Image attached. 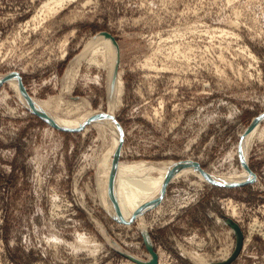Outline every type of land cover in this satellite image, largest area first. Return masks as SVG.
I'll use <instances>...</instances> for the list:
<instances>
[{
    "label": "rangeland",
    "instance_id": "374dc122",
    "mask_svg": "<svg viewBox=\"0 0 264 264\" xmlns=\"http://www.w3.org/2000/svg\"><path fill=\"white\" fill-rule=\"evenodd\" d=\"M47 1L0 0L1 75L16 72L31 98L106 112V71L74 61L91 36L107 31L118 43L124 86L115 112L120 161H186L254 178L216 186L179 176L154 208L118 221L125 218L106 210L96 182L109 135L87 125L57 128L2 83L0 264H139L133 259L149 258L145 230L160 264H198L192 253L220 259L234 246L231 208L244 240L251 236L231 264H264V137L252 141L245 168L236 149L264 114V0H69L43 15ZM147 58L158 69L142 66ZM259 126L256 136L264 121Z\"/></svg>",
    "mask_w": 264,
    "mask_h": 264
},
{
    "label": "bare ground",
    "instance_id": "6f19581e",
    "mask_svg": "<svg viewBox=\"0 0 264 264\" xmlns=\"http://www.w3.org/2000/svg\"><path fill=\"white\" fill-rule=\"evenodd\" d=\"M64 1H69V0H48L41 6L40 10L38 11L41 12V14L43 13V15L44 13L46 14V12H47V15L50 12L52 14V12L54 13L58 8H60L63 5ZM41 16H39V18H42ZM35 17L36 16L34 15L33 18ZM34 20H36V18ZM60 45H59V49H60ZM173 46L176 47L175 45ZM62 49L63 48H61V50ZM63 50L65 51V49ZM149 55L151 56V54ZM59 56L64 58L62 54ZM149 59L150 58H147L146 61L143 62L144 64L142 66L146 68L148 67L149 69L155 68L156 66L154 67L153 64L151 63L153 59L152 60L150 59L151 61H149ZM74 62H75V65H79L82 62H85L90 66H95L100 69H104L106 71V80H105L106 83L105 84L108 89V111L103 112L101 109L86 108L85 106L86 103L83 105L81 103L75 104L73 102H65L63 98L55 97V96L54 98H50L48 100H43V101L37 100L27 95V92L25 91L24 87L22 85L20 87L19 82L13 75L7 76V75L0 74V80L5 79V81L2 80L1 82L6 83L12 88V90L18 97L22 107L25 108V105H27L30 108L49 117L51 120L54 121L56 125L55 127L65 129V130L68 129L70 131V130L78 129L82 125L87 123L86 124L87 127L89 126V127L98 128L97 132H99L102 138L105 135H109L110 137L109 143L107 144L105 151L102 153L100 159L98 160V165H97V170H96L97 171L96 182H97V187L100 192L101 201L104 204V206L107 208L106 210L109 213L125 218L124 221H128V219L130 218L128 216L130 214H135L137 216L136 218H139L143 216V214L141 213L143 209H146L151 204H154V202H156V200L158 199L159 195L163 193L162 190H164V188L166 187V183L168 182V180L170 181V180L176 179L179 176L180 177L181 176L183 177L186 175L189 176V173L191 174V176L192 174L195 175V177L197 176L202 181L204 180L208 181V178H209L214 182H217L219 184H226V185H233L234 183L240 184L242 182L247 183V181L253 180L254 176L251 175L248 171H245V169L241 172L233 171L232 173L229 172V174L227 175H218V174H214V172L208 173L205 170L200 171L196 167H193V166L182 167L180 169L173 170L174 163H160V164L154 163L153 164V163L145 162V161L127 163V162L120 161V158H117L115 160L116 155H118V157L122 155L121 144L123 142L122 141L123 140L122 139L123 129L121 125H120L121 129H120V127L113 120V117L115 118L116 109H118L122 103V94L124 90V86L120 78V73L116 69V65L117 63H119V48L117 47L116 43L111 38L105 36L103 33L98 32L94 36L90 37L88 42L85 44V47L83 48V50L76 56ZM166 65H165V68H166ZM158 67L156 68L158 69ZM160 69H161V66L159 70ZM166 70L167 69H165V72ZM162 71L164 72V69H162ZM70 75H71L70 73H67L68 78ZM99 79H100L99 76L94 77V80L96 82L99 81ZM71 83H70V86H71ZM68 85H66V88L69 87ZM173 92H175V90ZM10 110L12 111L13 109H10ZM155 113H156V110H155ZM259 125L260 123H256L250 131L246 132L245 135H243L242 140H240L241 145H239L238 148H236L238 154L240 155L243 166L244 165L246 166L247 156L249 153L248 150L250 148V145L252 144V141H254L255 138L259 139V138L264 137V127H263V130L258 134V136H256L258 133L259 127H260ZM84 129H86V127H84ZM161 199L162 197L159 198L156 203H158ZM118 206H120V208L123 210L122 214L117 213V212H120L116 208ZM231 209H232V213H230V218L232 219L236 212L234 211V208H231ZM136 211L138 212V214L135 213ZM252 226H250L249 228H251ZM253 228L250 229L249 231L252 232L251 230H253ZM250 237L249 236L246 237V239L244 240V246L246 242H248ZM231 251L232 250L228 252L226 251L220 259L208 260V261L205 260V257L199 255L198 253H192L191 256L196 259V262H199L198 264H203L204 262H206L204 264H209L211 262H217V261H222V260L227 259V257H229V255L231 254ZM157 255H159V264H160L162 254H160V252L157 251ZM148 256L150 257V255Z\"/></svg>",
    "mask_w": 264,
    "mask_h": 264
},
{
    "label": "water",
    "instance_id": "95a60500",
    "mask_svg": "<svg viewBox=\"0 0 264 264\" xmlns=\"http://www.w3.org/2000/svg\"><path fill=\"white\" fill-rule=\"evenodd\" d=\"M100 33H103L105 36L111 38V39L116 43V45H117V47H118V43H117V41L115 40V38H114L109 32H107V31H102V32H100ZM118 48H119V47H118ZM119 60H120V56H119ZM119 62H120V61H119ZM118 65H119V63H117V65H116V69H117V71H118ZM9 75H11V76L13 75V76L17 79V81L19 82V85H20V87H21V79H20V76H19L16 72H11V73H9L7 76H9ZM2 80L5 81V79H2ZM2 80H0V84H2V82H1ZM4 81H3V82H4ZM25 108H26L30 113H32L33 115L39 117L40 119H43V120L47 121V122L50 123L51 125L56 126L55 123H54V121L51 120L49 117H47V116L43 115L42 113H40V112H38V111H36V110L30 108V107L27 106V105H25ZM106 114H107V113H106ZM106 116H108V115H106ZM263 119H264V114H262V115H260L259 117L255 118V119L252 121L251 125H250V126L248 127V129L246 130V132L250 131V130L254 127V125H255L256 123H260V121L263 120ZM113 120H114V122L120 127V124L117 122L116 118L113 117ZM86 124H87V123H85V124L82 125L81 127H84ZM120 129H121V127H120ZM121 132H122V130H121ZM123 135H124V134H123ZM123 135H122V139H123ZM122 141H123V140H122ZM122 144H123V142H122ZM122 144H121V146H122ZM239 145H241V142H240ZM239 150H240V149H239ZM116 154H117V153H116ZM117 158H119L118 155L115 156V160H116ZM189 166L196 167L198 170L202 171V169H200V168L198 167L197 164H194V163H192V162H186V161H184V162L174 163V165H173V170H175V169L177 170V169H180V168H182V167H189ZM245 167H246V166L244 165V168H245ZM247 170H248V169H247ZM248 172L250 173L249 170H248ZM250 174H251V173H250ZM209 180H210V181H209ZM250 181H252V180H250ZM250 181H247V182H250ZM168 182H170V181L168 180ZM168 182L166 183L167 185H168ZM208 182H210V183H212V184H214V185H216V186H220V185L232 186V185H226V184H219V183H217V182L212 181V180L209 179V178H208ZM243 183H246V182H242V183H240V184H243ZM240 184H235V185H240ZM167 185H166V186H167ZM165 189H166V187L164 188V190H162L163 193H162L161 195H159L158 199L161 198V197L163 196ZM158 199L156 200V202L158 201ZM156 202H154V204H151L148 208L143 209V211H142L141 213H145V212H147V210H148L151 206H152L151 208H153V207L157 204ZM151 208H150V209H151ZM136 217H137L136 215H132V216L129 218L128 221H123V220H121V219H117V218H116V220L121 221V222H131V221L135 220ZM226 224H227V226L232 230V233H233V237H234V246H233V249H232L231 254L229 255V257H227V259L222 260V261H217V262H211L210 264H231V263L236 259V257L238 256V254L240 253V251H241V249H242V247H243V244H244V235H243V232H242L240 226H239L234 220H232V219H230V218H227V219H226ZM143 237H144V242H145L146 250H147V252H148V255H150V257H149L146 261H141V260H138V259H133V260L136 261V262H138L139 264H158V256H157V253H156V251H155L154 248H153V245H152V243H151L150 237L148 236V233H147L146 230L143 232Z\"/></svg>",
    "mask_w": 264,
    "mask_h": 264
}]
</instances>
